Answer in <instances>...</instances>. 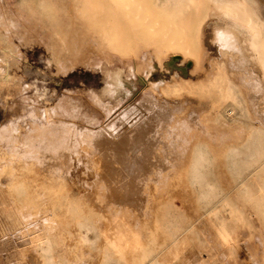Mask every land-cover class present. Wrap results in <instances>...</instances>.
I'll return each mask as SVG.
<instances>
[{"label": "rangeland", "instance_id": "rangeland-1", "mask_svg": "<svg viewBox=\"0 0 264 264\" xmlns=\"http://www.w3.org/2000/svg\"><path fill=\"white\" fill-rule=\"evenodd\" d=\"M5 1L10 3V11L14 12L19 0ZM27 1L36 14L32 19L21 20L17 35L9 38L7 32L0 29V54H5L0 68V151H20L27 157L25 159L31 157L37 161L47 153L53 157L56 155L57 159L52 158L55 164L51 168L46 165L38 168L47 173L51 170L53 175H67L74 196L91 201L99 216L109 217L121 226L116 232L106 229V236L113 244L110 255L118 257L125 244L128 249L124 255L130 257L134 250L133 235L145 232L142 226L150 217L147 206L152 202L149 186L152 190L154 185L161 186L178 171L187 157L186 144L196 131L191 127L204 128L205 131L197 135L203 133L206 139L214 141L218 151L229 142L245 143L249 128L252 125L259 127V146L246 150L236 162H232V157L228 162L213 163L209 176L213 185L211 206H220L226 197L236 203L241 214L240 222L245 227L235 225L233 234L248 240L247 226H251L257 264H264V215L258 217L250 213L261 200L255 183L258 181L264 185V53L250 45L254 37L245 35L247 48L235 51L237 44L226 41L241 40V27L235 21L213 17L218 10L216 0H201L200 10L189 6L187 0H145L146 10L142 17L146 16V19L141 17L136 21L125 19L127 10L121 3L123 0H46L47 11L53 18L47 21L38 19L39 0ZM225 1L234 3L240 0ZM248 4L250 14L261 27L260 35H264V0H248ZM53 25H59L69 33L71 41L79 39L82 42L83 52L78 57L71 58L55 44V39L50 36ZM166 40L176 42L171 45ZM97 42L106 50L101 52ZM187 48L191 54L186 52ZM175 54L182 55L179 64L193 60L187 76L177 69L163 66ZM59 58L63 59V65H60ZM130 63L142 66L140 71H131ZM121 71L137 80L133 89L119 83L123 80ZM236 72L238 75L235 77ZM208 74L213 75L212 82L204 84L197 81L199 77L207 78ZM233 78L238 79V84H232L236 88L231 90L232 94L226 100H222L220 94L229 93L227 87ZM244 81L248 83L244 85ZM126 90H129L128 94L123 98ZM199 101L204 104L200 105ZM211 103L222 110V122L208 114ZM45 105L52 111L48 119L43 112ZM230 107H234L233 114L227 112ZM202 123L208 127H203ZM49 124L51 131L40 130ZM108 124L118 127L122 124L124 133L98 131L108 128ZM139 125L145 128L139 129ZM18 126L26 136L25 143L21 141L22 145L14 140V129ZM252 135L255 136L254 133ZM95 136L101 137L109 149L106 157L111 164L103 168V175L113 177L115 174L129 181L131 174L139 173L143 195L136 187L132 191L139 193L129 195L130 188L121 183L115 193L114 183L100 180L99 173L92 171L90 159L81 151V145ZM254 139L250 135V140ZM222 154L220 151L214 161L221 162ZM148 158L165 163L159 165L157 161L141 170L130 165L112 164L114 160ZM46 167L50 170L47 171ZM253 176L256 181L251 178ZM10 180L7 176L0 178V190H4ZM177 187L180 189L174 188V191L177 190L180 197L178 203L187 206L189 216L199 220L202 216L194 203L189 202V190ZM4 199L0 197V237L5 238L0 246V264L5 263L7 253L19 254L29 240L27 236L14 234L13 221L19 224L20 219L16 214L11 218L8 212H3L4 206L10 207L8 200ZM197 226L201 234L193 239L191 256L206 262L219 257L215 260L218 264L222 260L224 264H233L222 250L219 251L220 256L218 250L213 251L216 255H210L213 249H209L208 239L212 246L213 242L220 248L227 246L217 226L204 217ZM83 249L81 256L87 254V257L81 259L75 255V260L65 261L63 256L70 253V246L58 242L55 254L64 264H100V248ZM32 254L27 249L20 264H37L32 260ZM242 254L243 262V251Z\"/></svg>", "mask_w": 264, "mask_h": 264}, {"label": "bare ground", "instance_id": "bare-ground-1", "mask_svg": "<svg viewBox=\"0 0 264 264\" xmlns=\"http://www.w3.org/2000/svg\"><path fill=\"white\" fill-rule=\"evenodd\" d=\"M157 1L160 2V0ZM216 2L218 5L215 7H217L218 10L215 11L213 17L220 20L226 19L233 22L235 21V23H239L241 27V32L239 33L241 40L226 42L236 43V46L238 47H236L235 51H243L242 47L247 48L244 39L245 35L247 37H254V41L251 42L250 45H252L253 48L255 47V49L260 48L264 53V35L262 33L260 35L259 29L261 30V27L258 24L257 19H255V17L250 14L251 8H249L248 0H240L234 3H226L227 1L225 0H216ZM121 3L126 7L127 10L125 12L126 20L136 21L137 19H140L142 17L144 11L146 10L145 0H123L121 1ZM187 4L195 9L200 10L202 1L187 0ZM46 5V0H39V20H53L52 16H50L47 11L48 8ZM9 6L10 3H6L5 0H0V29H4L7 32L8 37L11 38L17 35L16 29L21 20H24L26 18L32 19L36 12L29 5L27 0L17 1L16 10L14 12L10 11ZM46 14L47 16H45ZM142 19L145 20L146 16L142 17ZM52 27V30H50V36L55 39V44L61 46L64 51L67 52L68 55H70L71 58L74 59L83 52V44L79 39L71 41L69 33H65L59 25H53ZM71 35H73V33ZM175 42L176 41H167V43L171 45ZM97 43L98 47H101L100 51H104L105 48H103L99 42ZM140 45L141 44H139V47ZM149 49L151 50L152 48ZM186 52L188 54H191L189 48H187ZM4 55V52L0 54V68L2 67L1 62L4 60ZM181 59V54L172 55L166 62H164L165 65L163 66H167L171 70L177 69L181 72L182 75L187 76L188 69L193 66L194 62L193 60H188L184 64H179L178 62H180ZM60 60V65H63V59L59 58V61ZM130 65L131 71L133 72L140 71L139 69L140 67H142L138 64L135 65L134 63H130ZM230 71L228 72L232 73V70ZM237 72L239 73V71ZM237 72L236 75H234L235 77L238 75ZM120 75L123 76V80L121 79L119 83H123L126 87H131L133 89L134 84L137 80H135V78H133L132 76L125 75V73L122 71L120 72ZM247 75L248 74H246V76ZM248 77L250 76L248 75ZM239 78H241V76ZM198 79L199 80L197 81H202V83L207 84L205 82L213 81V75L208 74L207 78L199 77ZM243 79L245 78L243 77ZM231 80V85L229 84L227 87L229 93L222 92L220 94V98H222V100H226L230 96V94H232L231 90L236 88V86L232 84H238V79L236 80L233 78ZM245 83H248V81H244V85ZM241 84L243 83L241 82ZM254 85H256V82ZM246 86L244 87L245 89L248 88H246ZM128 91L129 90L125 91L124 96H122L123 98H125V96L128 94ZM199 104L203 105L204 102L199 101ZM208 110L213 111L208 112V114H210L213 119L222 122L220 120V112L222 110L218 106H216L214 103H211ZM233 110L234 107H230L227 109V112L233 114ZM43 112L46 119H48L52 111L47 105H45L43 108ZM208 117L207 119H209ZM204 124L202 123V126L207 128L208 126H204ZM108 125V128L105 127L104 129L98 131H110V133L112 134L118 133L119 135L124 133V127L122 124H120L119 127L116 125L112 126L111 124ZM128 127L130 126H127V128ZM138 128L143 129L145 127L143 125H139ZM258 128L259 127H253V125L249 128L248 138L245 143H233V141L229 142L226 146L221 148L220 151L223 152L221 156L222 161L217 162L214 161V159L217 158L220 151H218L215 142L206 139L203 133L197 135L199 132H204V128L198 126L191 127V129H195L196 131L191 135L190 141H188L186 144L185 151H187V157L180 164V168L178 169V171L172 174L171 179L161 186L159 185V187H156L154 185L156 189L153 187V190H157L156 192L151 189V186H149V197L152 202L147 206L149 207L150 217L142 226V230H145V232L139 234L143 236L139 239V235H133L135 236V238L133 239L134 250L130 257L124 255V252H126V250L128 249V246L126 247V245L124 244L125 242H122L124 244V249L119 250L120 255L118 257H113L110 255L113 244L108 240L106 236V229H108L110 232H116L121 229V226H118V224L114 221L112 222L111 218L109 220V217L99 216L98 212L91 206L93 204L91 201L83 198L82 196H74L71 190L70 179L67 177V175H65L66 177L60 176L58 174L55 175L56 173L53 175L51 173V170L47 169V167V171L50 170L48 171V173L38 168L39 166L40 168L42 166L44 167V165L51 168L50 166H52V164H55L53 159H57L56 155H54L55 157H53V154L51 155L50 153H47L44 158H40L37 161V159L31 157L25 159L27 157H25V154L20 151L10 152L9 150H1L0 178H2L3 176H7L11 179L10 183L4 186L5 189L0 190V197L5 198L4 200L7 199L10 203V207H3V212H8L11 218H14L13 216L15 215L13 214H16L17 218L20 219L19 224H17V221L15 220V222L13 221L14 227L11 226L10 223H8V225L14 228L15 231L13 230V228L12 230L15 232V235H18L19 237L27 236L29 239L28 244L21 248L19 254L7 253V255L5 256L4 264L23 263L25 251L27 249L33 252V257L31 256L32 260H34L37 264H64L65 262L55 254V246L58 245V242H63V244L70 246V253L67 254V256H63L66 257L65 261L75 260V255L80 257L82 254H84L83 250L85 249H83V247H88L89 249L98 247L101 251L100 264H215L217 262L215 260H217V258L219 257L215 259L211 257L213 260H208V262H206L202 259L193 258L190 253V250L193 249L192 244L194 237L201 234L198 229L197 222L202 217H204V219H208L215 226H217L218 232H220L222 237L225 238V241L227 242V246H225L224 248H220L214 246V242L212 246L208 239L209 249H213L211 250L212 252H210V255L213 254L214 250H218V254L219 251L222 250L223 252H225L226 258L231 259L233 264H257L256 252L252 245V235L254 234V229L252 230L251 226H247L250 233L248 235V240H245L240 236L236 237L233 234L235 231V225L245 227L244 224L240 222L241 214L238 211L239 208H237L236 203L226 197L221 201L220 206H211L213 185L210 182L209 172L210 168L213 166V163L220 164L222 162H228L232 157V162H236L237 157L244 154L246 150L249 151L252 146H254V148H256L257 145L259 146V138L257 137ZM40 130L51 131L50 124L48 127H42ZM92 132L94 133L95 130ZM253 133L255 136L252 135ZM14 135L15 141L21 142L23 140L25 143L26 136H23L21 126H18L14 129ZM250 135L252 137H255V139L251 141ZM106 138L110 140L109 137ZM81 146V151L85 152L90 159L89 163L92 165V171L99 173L98 175L100 180L105 181L106 183H114V186L116 187L114 190L115 193L120 187L118 186L119 183H121L124 186H127V188H130L129 195L131 196H135L133 194H138L139 192L141 195L144 194V192L142 191L143 184L139 180V173L131 174L129 181H127L126 179H122L119 176L117 177L115 174L113 175V177H106L105 171V175H103V168L109 166L111 162L106 157L109 155V153L107 152L109 149L106 146V142H104L101 137L95 136L94 138H92V140H88L87 144H83ZM242 147H245V149H241ZM20 148L22 147L20 146ZM134 154L135 153H132V155ZM149 155H151L150 152ZM157 161L159 165L164 162L160 159ZM157 161H152L150 158L146 160L129 161L122 159L121 161L114 160L112 164L120 163V165H130L131 168L138 167L137 169L141 170L149 164L151 165L157 163ZM52 172H55L53 168ZM60 173L61 172H59V174ZM251 178L253 179V181L257 180L254 176ZM177 186H183L189 190V202L194 203L197 210L201 213L202 217L199 220H194L192 217H190L186 210L187 206L178 203L180 197L177 190H175L176 192L174 191V188H178ZM135 187L139 192L137 191L133 193L132 189ZM255 187L257 194H260L261 200L258 201L257 208H255L254 210H249H251L250 213L256 214L258 215V217H261V215H264V185L257 181L255 183ZM183 197H185V195ZM180 202H182V200ZM185 202L187 201L185 200ZM10 209H12V211H10ZM25 213L28 215H26ZM108 223V228H106L105 225H107ZM253 226L255 228L254 224ZM12 233L13 232H11V234ZM1 242H5V238L3 236L0 237V243ZM255 244L256 247L257 240H255ZM242 251L245 255V258H243V262L241 261L243 255ZM213 255H216V253H214ZM84 257H87V254L83 255V257L81 256L80 258L84 259ZM222 259H225V257ZM222 261L224 262V260ZM223 262H220V264H224Z\"/></svg>", "mask_w": 264, "mask_h": 264}, {"label": "crops", "instance_id": "crops-1", "mask_svg": "<svg viewBox=\"0 0 264 264\" xmlns=\"http://www.w3.org/2000/svg\"><path fill=\"white\" fill-rule=\"evenodd\" d=\"M193 64H194V63H193ZM189 70H190V68L188 69V71H189ZM3 243H4V242H1V243H0V246H1Z\"/></svg>", "mask_w": 264, "mask_h": 264}]
</instances>
